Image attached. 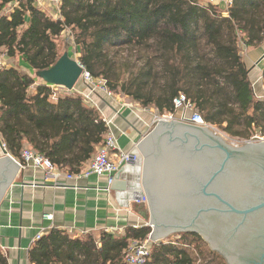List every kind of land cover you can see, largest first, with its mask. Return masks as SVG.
Here are the masks:
<instances>
[{
    "label": "trees",
    "instance_id": "1",
    "mask_svg": "<svg viewBox=\"0 0 264 264\" xmlns=\"http://www.w3.org/2000/svg\"><path fill=\"white\" fill-rule=\"evenodd\" d=\"M227 11L222 17L215 5L197 0H62L60 18L53 19L32 0H0V53L21 56L41 80L40 73L64 52L72 56V46L62 43L68 30L84 68L137 106L174 113L172 100L182 92L207 123L247 140L255 131L264 136V98L255 95L242 56L243 46L264 44V0H233ZM262 79L264 84V68ZM51 93L42 80L35 84L18 69L0 68V140L20 162L26 145L58 168L78 172L102 144L107 127L79 94H60L52 103ZM150 231L148 225L127 226L120 235L102 231L72 238L51 228L33 242L28 259L127 264L128 244ZM178 235L174 242L153 244L145 264H197L203 239ZM212 254L199 264H225ZM0 264H7L1 252Z\"/></svg>",
    "mask_w": 264,
    "mask_h": 264
},
{
    "label": "water",
    "instance_id": "2",
    "mask_svg": "<svg viewBox=\"0 0 264 264\" xmlns=\"http://www.w3.org/2000/svg\"><path fill=\"white\" fill-rule=\"evenodd\" d=\"M81 71L66 51L40 78L70 90ZM136 149L128 196L146 197L151 240L196 233L227 264H264V140L235 144L213 127L159 119ZM0 151L1 202L22 171L1 141Z\"/></svg>",
    "mask_w": 264,
    "mask_h": 264
},
{
    "label": "crops",
    "instance_id": "3",
    "mask_svg": "<svg viewBox=\"0 0 264 264\" xmlns=\"http://www.w3.org/2000/svg\"><path fill=\"white\" fill-rule=\"evenodd\" d=\"M216 7L222 17L228 16L223 4ZM62 36L68 39L66 32ZM242 56L255 95L264 98V44L245 48ZM11 67L32 76L35 84L41 82L34 77V70L21 56L0 53V68ZM74 91L88 95L101 115L111 121L110 127L123 150L137 151V142L151 129L154 109H140L136 104L130 107L120 96L110 99L101 92L90 93L81 77ZM50 102L55 103L56 100L50 99ZM138 169L132 162L124 166L111 190L106 192V179L103 176L93 174L85 179L62 180L65 183L54 186L42 170L21 168V176L17 175L0 202V252L6 263L30 264L29 249L35 235L42 230L48 233L51 228H57L72 238H81L102 231L120 235L127 226L143 225L141 221L135 222L143 218L144 205L130 203L128 196ZM122 181L126 184L118 187L117 184Z\"/></svg>",
    "mask_w": 264,
    "mask_h": 264
},
{
    "label": "built area",
    "instance_id": "4",
    "mask_svg": "<svg viewBox=\"0 0 264 264\" xmlns=\"http://www.w3.org/2000/svg\"><path fill=\"white\" fill-rule=\"evenodd\" d=\"M198 2H208L211 5L219 6L223 4L225 9L228 10L231 7L233 0H197ZM34 7L38 8L42 12L47 13L54 19L60 18V6L62 4V0H32ZM17 3L15 2L14 5ZM68 36V43L72 46V57L75 58L80 64L82 71L80 74L81 79L85 82L87 87L89 88L90 93L101 92L107 95L110 99H116L120 96L118 90L114 88H110L107 84V81L101 77H94L88 70L84 68V66L78 60L77 51H75V46L73 45V39L70 34V31L66 30ZM245 47L243 46L244 50ZM52 89V93L50 95V99L56 100L58 95L60 94H75L77 92L74 91V88L68 90L63 86L49 85ZM79 94L83 98V102L89 107H95L91 99L88 95ZM174 113H165L158 114L156 110H153L154 120L157 121L159 119H178L181 121H185L194 125L204 126V127H213L216 132L220 133L215 126L207 123L202 117L200 111L197 109L195 104L187 98L184 93H179L172 100ZM139 107V106H138ZM140 109H144L139 107ZM153 109V108H151ZM148 110V109H145ZM101 114V113H100ZM102 116V115H101ZM103 121L107 127V131L105 132L104 139L102 144L96 147L95 153L92 155L89 164L78 172H70L68 170H63L55 166L48 158L43 155L33 151L28 146L24 145L20 158L23 162H20L19 159L14 158L19 162L21 168L31 167L33 169L42 170L48 179L52 180L54 186H60L65 183L66 180H79L88 178L90 175H96L98 177H105L106 186L104 190L109 192L111 190V185L114 183L118 175L120 174V170L131 163V160L137 159V151L130 150L125 151L121 148L116 138L114 131L111 129V121L106 120L103 116ZM221 134V133H220ZM224 135V134H222ZM226 136V135H225ZM228 138V136H226ZM247 140H264V136H262L258 131H255L249 139ZM1 141V140H0ZM244 141V140H243ZM2 143V142H1ZM235 143V142H234ZM2 147L5 148L2 143ZM6 149V148H5ZM65 180V181H62ZM135 196L129 199L132 204H146V197L143 193H137V190H133ZM44 231L38 232L34 241L40 239L44 235ZM150 233L143 240L132 241L128 244L126 249L124 250V260L127 264H145L151 258V249L153 245V240L150 238ZM33 264V263H30Z\"/></svg>",
    "mask_w": 264,
    "mask_h": 264
},
{
    "label": "rangeland",
    "instance_id": "5",
    "mask_svg": "<svg viewBox=\"0 0 264 264\" xmlns=\"http://www.w3.org/2000/svg\"><path fill=\"white\" fill-rule=\"evenodd\" d=\"M62 38H63L62 43H64L63 41L67 42L66 38H64L63 36H62ZM60 51L63 52V48H60ZM122 55H124V54H122ZM120 97H122V100L124 101V103L130 105V107L131 106L135 107L136 106L135 104H137L135 101L131 100L129 97H125V96H122V95H120ZM218 131L221 134H223L220 130H218ZM228 140L232 141V142H235V144H237V143L240 144L243 141V140L232 139L230 137H228ZM142 208H144L145 214H144L142 219L140 218L139 220H136L135 223L141 221V224L142 223L143 224H147L148 223V210H147L146 206H142ZM135 211H137V210H135ZM136 225H138V224H136ZM178 236H179L178 234H174V235L168 236L167 238H165V239H163L161 241H154L153 244H156V243H159V242H161V243H171V242H174L177 239ZM199 244H200V246H202L204 254H203V256L197 255L198 253L196 254L198 256L197 257V259H198V263L197 264H199V263H207V262L211 261V258L213 257L212 253L220 255L218 252H216L214 250H211V247L209 246V244L207 242H205L204 240L202 242H200ZM196 255H194V257H196ZM223 261H224L225 264H227V262H226V260L224 258H223Z\"/></svg>",
    "mask_w": 264,
    "mask_h": 264
}]
</instances>
